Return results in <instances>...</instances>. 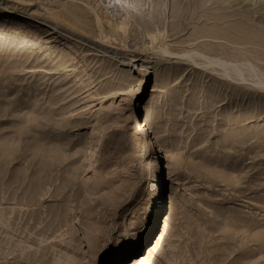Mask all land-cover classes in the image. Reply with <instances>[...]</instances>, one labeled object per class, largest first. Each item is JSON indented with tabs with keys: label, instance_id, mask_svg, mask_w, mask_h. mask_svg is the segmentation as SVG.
I'll use <instances>...</instances> for the list:
<instances>
[{
	"label": "rangeland",
	"instance_id": "rangeland-1",
	"mask_svg": "<svg viewBox=\"0 0 264 264\" xmlns=\"http://www.w3.org/2000/svg\"><path fill=\"white\" fill-rule=\"evenodd\" d=\"M136 257L264 264V0H0V264Z\"/></svg>",
	"mask_w": 264,
	"mask_h": 264
},
{
	"label": "bare ground",
	"instance_id": "bare-ground-1",
	"mask_svg": "<svg viewBox=\"0 0 264 264\" xmlns=\"http://www.w3.org/2000/svg\"><path fill=\"white\" fill-rule=\"evenodd\" d=\"M204 58V57H203ZM212 61V60H211ZM214 62H216V61H214ZM216 64V63H215ZM219 66H221L222 65V67L224 68L226 65H224V64H222V63H217ZM216 64V65H217ZM227 67H228V65H227ZM231 67V66H230ZM143 68V67H142ZM226 68V67H225ZM224 68V69H225ZM229 68V67H228ZM140 70H138V71H141V68H139ZM230 69H233V70H235V71H238L237 69H236V67H231ZM252 69V68H251ZM251 71V70H250ZM253 71V70H252ZM240 72V71H239ZM145 127V126H144ZM150 248V247H149ZM153 247H151V249H152ZM146 259V258H145ZM133 260V262L131 263V264H138V263H140L141 262V260L142 259H139L138 257H136V258H132L131 260H130V262Z\"/></svg>",
	"mask_w": 264,
	"mask_h": 264
}]
</instances>
